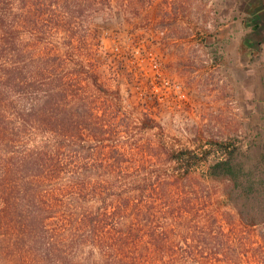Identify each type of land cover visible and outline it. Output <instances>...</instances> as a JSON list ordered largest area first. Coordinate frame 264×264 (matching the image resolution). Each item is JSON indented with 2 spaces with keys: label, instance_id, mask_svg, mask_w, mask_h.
<instances>
[{
  "label": "trees",
  "instance_id": "trees-1",
  "mask_svg": "<svg viewBox=\"0 0 264 264\" xmlns=\"http://www.w3.org/2000/svg\"><path fill=\"white\" fill-rule=\"evenodd\" d=\"M151 1L123 5L126 12L139 13ZM95 3L111 0H0V264H235L247 255V238L239 243L240 254V247L214 228L212 208H196L200 214L197 197L193 202L166 196L164 180L172 174L157 162L140 167L137 176H116L126 160L116 157L124 152L112 141L105 147L107 160L87 167L82 159L86 149L117 134L114 120L124 121L113 105L118 92L105 88L74 53L67 51V57L59 49L44 52L21 42L27 27L28 39L35 33L43 41L47 32L38 29L37 16L47 8L56 10L51 19L57 17L53 29L60 32L61 15ZM96 95L103 103L98 110ZM138 120L140 131L155 127L147 115ZM28 130L36 138L27 155L11 157ZM214 143L222 157L200 177L194 173L210 150L171 153L173 172L180 180L200 179L204 198L213 197L214 186L221 188L243 228L258 231L264 254V143L256 155L251 145L242 151L232 142ZM162 199H167L166 219L172 218L160 225L153 219Z\"/></svg>",
  "mask_w": 264,
  "mask_h": 264
},
{
  "label": "rangeland",
  "instance_id": "rangeland-1",
  "mask_svg": "<svg viewBox=\"0 0 264 264\" xmlns=\"http://www.w3.org/2000/svg\"><path fill=\"white\" fill-rule=\"evenodd\" d=\"M123 4L124 0H111V4L95 3L68 17L61 15L60 32L53 29L57 17L51 19L56 10L47 8L37 16L38 29L47 32L41 42L35 33L28 39L24 31L30 27L23 30L22 47L31 44L44 52L74 53L95 70L105 88L118 92L113 105L117 118L124 121L114 120L117 134L107 138V143L86 149L82 159L87 167L93 160H107L105 147L116 142L124 152L116 157L126 160L116 176H137L140 167L150 169L157 162L163 173L172 174L164 180L166 196L176 194L193 202L197 197L195 211L212 208L211 220L222 231L221 238H231L238 247L247 238V255L241 254L240 247L235 264H264L258 231L243 228L222 189L214 186L213 197L204 198L202 181L178 179L169 161L170 154L180 149L210 150L194 173L200 177L222 157L214 142H232L242 151L251 145L252 155L264 143V96L259 94L264 86L263 50L249 43L254 30L248 16L254 5L249 0H152L141 12L132 13ZM67 57L64 65L69 68ZM253 89L259 98L249 93ZM95 98L98 110L103 104L101 95ZM14 100L21 104L18 98ZM256 109L258 116L253 115ZM142 115L153 118L155 127L140 131ZM35 138L30 130L22 133L10 156L23 158ZM166 200L158 204L156 224L172 218L166 219Z\"/></svg>",
  "mask_w": 264,
  "mask_h": 264
},
{
  "label": "crops",
  "instance_id": "crops-1",
  "mask_svg": "<svg viewBox=\"0 0 264 264\" xmlns=\"http://www.w3.org/2000/svg\"><path fill=\"white\" fill-rule=\"evenodd\" d=\"M250 5H254L253 13H251L250 18H252V36L251 39H249L250 45L253 44V46H257V48L263 50V68H264V0H249ZM242 16L244 15L241 14ZM249 93H253V97H257V92L253 89L252 91H249ZM262 93L264 96V86L262 89H260L259 94ZM259 98V97H257ZM264 98V97H262ZM257 112L253 113V115H259L258 109H256Z\"/></svg>",
  "mask_w": 264,
  "mask_h": 264
}]
</instances>
